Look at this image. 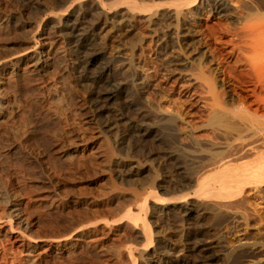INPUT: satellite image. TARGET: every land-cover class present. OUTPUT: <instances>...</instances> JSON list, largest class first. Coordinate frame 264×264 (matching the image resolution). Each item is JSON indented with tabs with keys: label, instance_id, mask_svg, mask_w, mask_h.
Wrapping results in <instances>:
<instances>
[{
	"label": "rangeland",
	"instance_id": "1",
	"mask_svg": "<svg viewBox=\"0 0 264 264\" xmlns=\"http://www.w3.org/2000/svg\"><path fill=\"white\" fill-rule=\"evenodd\" d=\"M186 1L0 0V60L21 52L25 40L37 44L43 29L60 34L61 13L92 29L90 49L72 51L63 41L65 52L54 53L41 79L19 71L0 88V130L11 127L13 136H0V264H264V226L256 223L264 222V186L242 191L256 212L247 222L202 190L199 180L214 172L208 164L224 151L225 137L208 120L204 99L187 98L185 82L174 79L202 65L224 87L228 106L236 94L253 100L229 74L247 68L245 40L263 44L264 0H223L224 15L183 5L176 27L168 12ZM174 27L178 40H157ZM92 51L98 61L84 66ZM102 64L121 91L100 115L93 100L105 88L94 79ZM221 68L224 81L215 74ZM51 210L64 220H51ZM34 217H41L36 225ZM74 229L104 255L49 257L48 239ZM203 245L214 254L209 263Z\"/></svg>",
	"mask_w": 264,
	"mask_h": 264
},
{
	"label": "bare ground",
	"instance_id": "2",
	"mask_svg": "<svg viewBox=\"0 0 264 264\" xmlns=\"http://www.w3.org/2000/svg\"><path fill=\"white\" fill-rule=\"evenodd\" d=\"M183 5H189V7L194 5V6H196V8H199V9L203 8V7H208L209 10L214 14H221L222 13L224 15V13H226V11H225L226 4H224L223 0H188L185 3L182 2L180 7L176 8V9L174 8V10L171 9L172 11L170 10L168 12V15H167L168 18L172 19V21L175 22V24L177 25L176 27L181 26V24L179 25V21H180V16L182 14ZM205 10H207V9H205ZM154 13H156V12H154ZM154 13H152V15ZM61 14L59 16V21L62 20L60 22V26H59L60 27V34H56V36H53L50 32L43 29V30H41V32H37L38 39L35 38L36 40H38L37 44L34 42L33 43L27 42V40H25L26 46L23 49H21V52H19V51L17 53L15 52V54L13 53L11 56H9V57L6 56L5 59L0 60V79H1L0 80V88L1 89H5L7 87L6 82L9 83L8 80L11 77H13L19 71H24L25 74L27 73L29 76H31L35 79H38V78L41 79L43 74L45 73L46 65L52 61V59L54 57V53L63 48L60 45L61 42H63V41H65L67 43L69 42V44L72 45L71 46L72 51H77V48H79V50L80 49L85 50L86 48L90 49V47L87 46L88 45L87 40H88L89 32L92 29L91 28H83L81 25L83 20H81L80 16H77V15L75 16L74 13L63 14V15H61ZM182 15H184V13ZM151 19H152V17H151ZM57 20H58V18H57ZM261 23H262L261 27L263 28V32L260 30L262 32V34H260L259 36H262L261 41L263 44H260L257 46L256 44H252V42L245 40L244 41V47L247 46V48L248 47L251 48L250 54H249V51H248V53H245V59H244L245 62L244 63L247 66V68L245 67L246 68L245 70L240 69L238 71L236 70V72H234V73L232 72V74H229L230 80L235 82L236 84L240 85L241 88L243 87L245 90H247L250 93V95L254 97L253 100L247 101L246 96L244 97L240 94H236L237 102L235 104L232 102L233 105L228 106L226 101H225L226 99H224V97H223L225 94L224 93L225 90H224V92L221 91L222 89H224V87L222 89H221V87H218L216 84L217 82L215 80L216 78H213V76L211 75L212 73L209 70H206V69L204 70V68H202V65L195 72L193 71V72L186 73V74L176 72V74H175L176 76H174V79L176 81L185 82L184 85L182 83L183 86H181L182 89H180L182 92H184L183 95H185L187 98L188 97L192 98L193 95L197 94L198 99L201 97L204 99V102H203L204 105H202V106H204L207 109V111L209 112L208 115H210V119H208V120L211 121V125L214 126L213 128H215L216 132H217V130H219L221 132V133H219L220 135L223 132V137H225V141H226L225 146H223V144H222V146L225 147V149L223 148L224 151H222V152L219 151L220 152L219 155H218V152H217V154L215 152H212L215 155V157H216V155H218V157L215 159H213L211 157L213 159V161L210 163V165L208 164V166H209L208 172H209V170H211V171L213 170L214 172H212L211 174L201 178L199 180V184L201 186H203L202 190L206 194H209L211 197L221 200V202L223 201L224 202V203L222 202L223 206H225L227 204L226 205V206H228L227 208L231 207V208H234L235 210H237V212L240 214L239 215L240 218H243V220L245 222L249 221V217L255 215L256 212L251 207L250 208L248 207L250 205L246 206L247 202H246V200L244 201V199H243L244 196L242 194L243 189H245V187H248V186H254L256 188L260 185L264 186V54H263V51H264V22L262 21ZM176 27H174V29H173L174 31H171V29L168 30V33L167 34L165 33L166 35H164V38H162V39L158 38L157 40H163V39L169 38V37L173 39V36L176 37V40H178L177 39L178 33H177ZM257 27H259V26H257ZM0 28H3V26L1 25ZM186 33H188V32H186ZM246 33H248V35H251L252 29H248V31ZM32 39H34V38H32ZM89 40H90V37H89ZM171 42H173V41H171ZM89 43H90L89 44V46H90L91 42H89ZM163 45H164V43H163ZM72 51H71V53H72ZM64 52H65V49H64ZM212 52H213V50H212ZM75 54H76V52H75ZM243 54H244V52H243ZM89 55H90V57L85 62L84 66L85 65H92L95 62H97L99 59L98 52L92 51L91 54H89ZM73 56H75V55H73ZM50 64H53V63H50ZM73 66L75 69H77V60H73ZM223 69L224 68H221L218 71L216 70L217 72L215 73L216 75H218L220 77V80H223L222 74H225ZM109 70H110L109 65L102 64L99 68L98 75L94 77V79L97 78L98 80H100L104 84L103 86H105V88L102 90V92H100L99 94H96V95L93 94L95 97L93 100V102H94L93 105H94V107L96 106V110L94 112L96 114H100V115L106 111L104 108V103L106 104V103H108V101L113 100L114 96L121 91V86L118 85L119 83L117 84L113 79L109 78ZM173 72H174V70H173ZM22 74H23V72H22ZM227 74H228V72H227ZM28 75H26V76L28 77ZM61 78H63V77H61ZM15 81H16V79H15ZM30 82H32V81H30ZM220 85H222V84H220ZM234 92H233V94H235ZM245 94H246V92H245ZM253 101L256 102V104H257V102H259V104L262 103V110L259 111V108L258 107L256 108L255 104H254L255 108H252L253 106L251 107V103ZM73 107H75V106L73 105ZM76 110H77V105H76ZM94 112H93V114H94ZM9 117H10V115H9ZM7 121H9L8 126H11L10 122L11 123L13 122L12 118H9V120H7ZM208 125L211 126L210 122L208 123ZM3 128L7 129V126H5ZM10 128H9V130H10ZM211 128H212V126H211ZM9 130L7 132L4 131V129L0 130V136L2 137V139H9V138L13 139V136ZM212 132L214 133V131H212ZM224 134L225 135L227 134L229 136H227V135L224 136ZM13 135H14V133H13ZM65 135H67L69 138L75 137V135L71 131H66ZM11 136H12V138H11ZM227 137H228V139H227ZM14 139H15V137H14ZM222 140H224V139L222 138ZM3 142H5V140ZM72 143H73V141H72ZM60 146H61V144H60ZM221 147H220V149H221ZM210 156H212V155H210ZM2 157L3 158L6 157V153L1 154L0 158L2 159ZM260 188H262V187L260 186ZM177 199L176 200L173 199L172 204H174V203L176 204L177 202H175V201H177ZM217 202H219V201H217ZM221 202H219V203H221ZM225 202H227V203H225ZM212 203H216V202H212ZM217 204H214V205H217ZM209 206H211V205H209ZM191 210L192 209L189 207V212ZM49 212L50 213H53V212L56 213V216L53 215L54 218L51 220H53L55 222L64 220V217H63L64 215H61L57 210H51ZM49 212L47 214H49ZM51 216H52V214H51ZM40 218L34 217L33 218L34 221L33 222L31 221L32 225L38 224L41 221ZM240 218H238V219H240ZM47 219H49V218H47ZM256 223L259 225V227L264 226V222L260 217L257 218ZM78 232H80L78 229H74L72 233H70L66 236L49 238L47 241V245H49V248L51 249L49 252L50 253L49 257H54V259L60 258V260H63V259L69 260L71 258H76L77 255L81 256V255L85 254L86 252H90V250H92L93 252L98 251L100 253V255H104V253L102 252L104 250L101 247L102 245H100L99 250L95 251L97 246L92 245V247H91V245L88 242L89 240L87 241V239H86V241H85V239H83V237L81 238V234H78ZM75 235H76V237H75ZM145 235H146V233H145ZM101 249H102V251H101ZM210 249H211V247L208 245H206V246L203 245V247L200 249L203 262L207 263L208 261H211L214 259V254L211 253ZM113 252H114V250H113ZM49 257H48V259H49ZM79 257H77V258H79ZM43 258H42V262L47 261V258H45V259H43ZM38 262H40V261H38ZM151 264H159V263L156 261H153V262H151Z\"/></svg>",
	"mask_w": 264,
	"mask_h": 264
}]
</instances>
